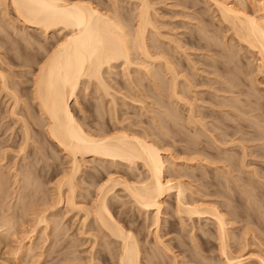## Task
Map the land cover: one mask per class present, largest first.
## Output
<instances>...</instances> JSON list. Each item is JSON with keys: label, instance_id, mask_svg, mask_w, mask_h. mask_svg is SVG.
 Segmentation results:
<instances>
[{"label": "rangeland", "instance_id": "374dc122", "mask_svg": "<svg viewBox=\"0 0 264 264\" xmlns=\"http://www.w3.org/2000/svg\"><path fill=\"white\" fill-rule=\"evenodd\" d=\"M0 1H1L0 2V41H1L0 42V72L4 74V76L6 75L5 77H7L6 80H7L8 86H10L9 87L10 91H13L12 93H14V96L16 94L15 100L16 99L18 100V101L16 100L17 103H15L13 99L14 97L13 94L10 93L9 95L8 92H5L4 89L0 87V170H3L7 174V175L5 174V176L7 177H5L4 179L7 180V184L9 186L5 188V190L7 191V192L5 191L6 193L4 192L3 195H1L0 193V197L2 198L0 201L3 204L2 206L0 205V217H2V214L4 213L9 214L12 210L13 213L11 212L9 215H11L12 217L14 216L13 218L15 219V221H18L16 219L17 218L16 216H21L22 217L21 219H25L23 221V226H22V222L19 217L18 224L20 226L16 223L15 226H18V227L17 228L15 227L16 229L13 228L15 231L12 229L7 230V226L0 225V264H3V263L4 264L6 263L7 264H20V263L21 264H30V263L31 264H51L53 263V261L55 262L56 256L58 257L57 259L58 261L59 259H61L62 256L64 257L62 259H65L66 257V260H67V261L62 260L64 263L61 260L58 263V261L56 260L58 264H113L114 260L112 259V254H113V251L115 252L114 249H116L115 244H110V245L105 244V240L102 239L101 233L98 236H96V241H95V238L93 236L96 235V232H95L96 229H95V223L93 219L88 218L87 220L88 223L86 221L85 226H82L83 223L81 224V222H83L82 220L84 218L83 210L79 211V209H76V208L74 209L71 207L69 208L68 205H65V204L63 205V203H61L62 205L57 204L56 190H55L54 184L55 182L59 180V178L63 176V170L66 171V169H68V166H69L68 157L66 156L63 149L58 147L56 143L53 142L47 136L43 128L40 126L42 123L41 112L37 106L36 101L33 99V95H32V89H33L32 80H33V75H34L33 73L36 72V68L38 67V64L42 61L43 59L42 56L44 55L42 48L39 47V44H38L40 42H37V41H42V42L44 41L45 43L48 44L51 41L54 42V39L57 40L58 38H60L62 33L60 31L59 32L54 31V33L49 32L47 35L48 37H46L45 39L42 33L40 34V32H38L36 29L32 27L24 26L22 25L21 22L17 20L15 21V14L12 11V9L8 8L9 14L5 15L4 13L6 10V6L2 0ZM131 1H134V0H131ZM223 1H226V0H223ZM229 1H231L232 3L235 2L237 3L238 6L244 7L248 13L257 14V15L264 14V0H238V1L229 0ZM148 2L151 5L150 12L153 13V14L151 13V15L155 16V18L154 16L152 17L154 18L155 24L158 26V27L156 26L157 29L159 30L158 33L161 32L160 33L161 35L159 34L157 35V33L155 34L154 32L153 34L149 33V34H152L151 36L148 34L149 36L148 38L150 39L149 42L153 44V41H155V39L156 41L159 40L157 41L158 43L155 44L156 43L155 42L154 45L157 46L160 44L159 46L163 47V49H167V51L169 50V53L167 56L169 57V54H170V58L172 59L173 57L172 59L174 61L173 65L176 67L175 69H176V72L178 73L177 84H179V86H177V89H179L180 94L183 93L182 96L184 95V98L185 97L186 99L188 98V101L193 103V106H194L193 111H194V114L197 115L196 118L198 116H199L198 118H200V116H203L202 114H204L205 117H202L203 119L201 118V120L205 121L204 124H205V127H207L205 128L206 130H202L201 127H199V125L197 124L198 126L196 125L197 127L195 128H197L198 130L195 131L194 125L192 124L190 125L187 123L186 119H187L189 110L186 108L188 106L186 104L183 105V103L181 102L177 103L176 101H173V100L171 101L169 97L166 98V96L170 93L169 91H167L168 89L167 90L163 89L165 92L167 91V93L164 92L166 96L163 95L162 88L159 85L160 81L164 80L163 82L169 85L168 83L170 81V75H168L169 73H166V70L163 64L162 63L160 64L158 61H155L154 64L152 63L154 67H151V65L144 66L142 64H139V62L141 63V61L139 60H135L130 65H124L120 59H119L120 61L116 60L112 64L113 65L111 67L112 69L111 68L110 69L108 68L109 70L105 69L104 74H103V77L106 82V87H107L106 91L105 89L101 88L100 85H97V83L94 80L90 81L89 83H85L84 85H82L83 83H81V85H79V88L77 90L76 98L73 99L70 103L71 107L74 108L73 111H75L74 113L75 117L78 118V121H80L81 123H84L83 125L85 127H89L90 130H93V132L95 131L94 129H96V131H100V130L104 131L105 129H109L107 131L105 130L106 133H110V132L112 133L116 129L117 130L121 129L125 131L129 130L128 132H131V131L135 132L139 136H142V135L148 136L150 137V139L153 137L154 138V139L152 138L153 141L157 140L156 141V143L158 142L157 146L160 149V154L162 158L164 159L165 165L167 167L165 171V177L171 179L172 182H177V181L182 182L183 181L184 185H186L185 183H187L186 185L187 187L185 186L186 187V192H185L186 198L189 197L187 198V200H190V201L193 200L196 204H198L200 201L201 204L206 203L207 205H210V206H214V207L216 206V208L219 209L222 213H224V211L226 213L228 210V212L226 214L224 213V215L226 216L227 221L229 222V224H227L228 226L227 228L229 229L228 233L230 235L229 236V243L231 245L230 251H232L233 255H236L237 253L240 254L241 252L242 254H244V257H247V258H248V255L251 254V258H250L251 262L249 264H258L254 257L261 256L263 264H264V179H263L264 178V156L260 155L262 153L264 155V152H262L264 151V148H263L264 139L257 140L255 138L256 136H259L260 134L261 135L264 134V74L262 73V70L260 69L261 67H259V64L261 66L260 56H258V53L255 50H252V49L250 50V48H247L246 45H243L242 43L241 44L237 43V41H235L236 39H232L233 41L230 40V38L233 37L231 32L230 31L225 32L226 29L225 31H223L224 28L220 26V24L217 25L218 22L212 16L214 13L216 14V12H212L214 6L211 5L212 4L211 0H148ZM102 3H103V6H101L100 9L101 11L105 12L106 11L105 6L107 5L109 7V5H111V1L108 2V0H103ZM133 4H134L133 2H128L127 0H120V2L118 3L119 5L118 8L119 7L121 8V9L119 8L120 10L119 9L118 10L122 13L123 16L126 17V19L128 18L130 19L131 16L129 15L130 14L132 15V12H130L129 8L133 10V6H134ZM123 6L125 9L123 8ZM122 15L121 17H123ZM7 17L9 19H14L13 20L14 24L15 22L17 24L15 25L11 24L13 26L11 27L9 21L7 20ZM130 21L131 23L135 22V21L133 22L132 17ZM19 29L21 30L19 31ZM207 30L210 32H208ZM21 31H22V34H21ZM205 34L206 36H201ZM214 35H217L216 40L213 38L215 37ZM229 35H232V37ZM166 36L167 38L169 37V38H172V40L177 41V43L180 44V47L177 44L170 42L167 38H164ZM152 37H154L155 39H153ZM211 37L216 42H214V40H212ZM211 41L213 43H216V45L219 43V41L222 43V44L221 43L218 44L216 48H218L219 46L222 47V49L221 48H218V49H219V53L220 51L225 52V54L224 53L222 54L224 55L223 58L218 57L221 55V53L219 55L215 53L217 54L215 55L214 52L210 51L206 46L203 47V45H206L207 42H208L207 44H212ZM40 46H41V43H40ZM170 46L172 48H170ZM151 49L154 50V48H151ZM229 52L232 53L231 55L233 58L232 62H227L226 56L229 57L230 55ZM233 56L234 57L237 56L236 59ZM221 58L223 59L221 64L224 63L225 67H228V69L227 68L226 69L229 70L230 74L232 71H234L235 74L232 72L233 74L231 75L229 74L223 75L217 69L215 70L216 66L220 65V61L222 60ZM214 59H215V62H214ZM216 60L218 61V63ZM225 60L228 64L224 62ZM145 68H147L148 70ZM239 70L242 73H239ZM150 72L158 73L157 75L159 76V78H161V80L159 81V78H157V75L155 76L153 75V73L151 74ZM229 76L232 79L233 78L235 79L236 77L237 79L235 80L241 82L239 83L240 88L238 84V87H237L238 90L241 89L243 91H246L245 93L247 94H245V96L246 95L248 96V94L252 96L251 97L249 96L250 98L249 97L247 98L242 94L239 96V100H240L239 101L234 98V95L236 97L237 93L229 94V92H222V91L219 92V84H221L224 78H228ZM165 83H164V86H165ZM157 85L159 86L158 88H157ZM158 89H160V91ZM159 93L162 96H160ZM157 95H159L161 98ZM158 97L160 98L159 100L161 101L160 103L159 101H157ZM228 97H229V100H228ZM232 98L235 100H233ZM230 100H232L231 102H233L235 105L241 102L246 103V104L245 105L243 104L242 108H241L242 103L237 104L239 106V107L237 106L236 108L237 110L232 107H231V110H229L230 106H226L227 108L226 110L225 106L223 105H229L228 102H230ZM162 101L165 104L164 103L162 104ZM161 104L163 105L162 107H161ZM166 104L170 105V107H168V105ZM174 106L176 109V110H173L174 118L176 116L181 117V119L178 118L179 119L178 123H174L176 122L174 118L173 120L172 118H170V117H173V114H168L166 110L168 108V112H171L172 110L170 109L171 107L174 108ZM244 106H246L245 110H243ZM12 111H14L15 114L11 113ZM175 112L177 115L175 114ZM178 114L180 116H178ZM159 117H162L160 118L159 123L162 122L161 119H163V121L165 120L166 123L162 122V124H165L163 125L165 127H168V126L171 127V129L169 127L166 128L170 130H165V128H161L162 127L161 123L160 124L158 123ZM225 118L227 120H225ZM22 120L26 123L27 126L30 127L31 135H32L31 139L28 141L29 145L27 144V146L25 147V150H24L25 153L24 154L22 153V154L28 158L30 156H33L36 162L35 161L27 162L28 158H27V161L23 160L22 158H24V156L22 155L21 157L20 156L21 153L20 154L18 153L19 147H20V140L22 137V130H23ZM224 120L226 121V123H230L228 125L230 126L231 124L233 125V127L231 126V129L234 128L231 130L229 127L227 129V132H230V133L232 131L234 132L236 129L235 125H238L239 126L238 128L240 129V130L238 129V133H236V135L233 136L235 145L233 143L228 144V142L224 144L226 146L228 145L227 147L229 148H230V145L233 144L231 146V151H229L230 154H233L232 158L233 159L236 158V160L241 159L242 152H243L241 145L246 147L245 150L247 151V153H249V155L251 153L250 151H252L251 155L250 156L248 155L249 158L248 156H246L245 158L244 162L245 163L247 162L246 163L247 165L245 163L244 165L243 161L242 162L237 161V163L238 162L239 163L235 164L236 170L238 168H239L238 170H240L239 172L237 170L238 173L234 169L235 166L234 167L232 166V168H230L231 166H228L227 169L229 168L228 170H231V172L230 171H229L230 173L225 172V168H222L221 165L228 164V163L224 161L219 162V157L222 155L221 150L223 151L222 147L224 145L223 144H222L223 146L219 145L220 144L219 142L215 143L213 141L216 138V135H218L220 131V130H217L219 129L218 125L225 123ZM166 124H168V126H166ZM213 126L217 128L214 129ZM173 130H175L176 132ZM200 130L203 131L201 134H200L201 132ZM193 131L195 132L194 134H193ZM207 131L209 133H211L210 131H212V134L213 133L215 134V135L213 134V137L215 138H213L211 135L209 136ZM215 131L218 134H216ZM164 133H167V134H164ZM196 133L199 135H197ZM144 134H147V135H144ZM194 135L199 136L198 139L197 137H195L196 140H199L198 142L195 141ZM240 136H243V139L241 141H237V140H240L239 139ZM174 137H176V139ZM217 137L219 139V135ZM227 138L228 140L230 139L232 140V138L230 139L229 137ZM252 138H254V140H252ZM191 139L197 142V144L195 145L196 149L197 147L199 149L204 148L205 152L195 153V151H191V148H188V147H192V149H194L193 148L194 146L190 143L192 141ZM245 139H248V140L245 141ZM186 140L190 144H188ZM200 140L203 142V144L200 143ZM215 140L219 141L217 139ZM198 143L202 144V147L201 145L199 147ZM185 144L187 145L185 146ZM203 145L205 147H203ZM232 149H233V152H232ZM260 150L262 153H259ZM254 151L255 152L258 151L259 154L257 155V153H255ZM37 153L39 154V156L41 155L40 158H42V161H39L41 159L37 157L38 155ZM219 153H220V156H219ZM34 155L36 156V158ZM3 156H5V159ZM21 159L26 164V165L24 164V166L25 167L27 166V169H30L31 173L35 172V175L30 173V177L36 180L35 177L38 176L37 182H34V184L35 185H38L39 183L41 184V185L39 184V187H38V189L41 188V190L39 189L40 192L42 191L41 193L40 192L37 193L38 189L35 190V187L37 186L34 185L35 187H33V184L32 186L28 185L29 186V187L27 186L28 188L23 187L25 188V190H23V188L21 189L22 191L20 190L21 188L20 186H22L21 185L22 183L20 182L24 179L23 174L21 175L22 171L19 170L20 169L19 166L22 165L23 163V162L21 163ZM36 159H39V160H36ZM86 159H88L89 163L87 161V164L85 163L84 167L81 168L80 172L78 173L79 175L78 174L76 175V180H77V183L79 184V187H78L79 189H76L77 193H75V195L77 194V196L75 198V201L77 200L76 203L79 204V205L77 204L79 207L81 206L84 207L86 205L87 207L89 206L90 202L92 201L94 197L95 190H96L95 188L97 187L94 182H96L97 184H100L101 182H103L109 175L106 173L107 171L108 173H111L112 176H115L117 174L125 175V173L127 172L128 174L131 175V176L129 175L130 177L134 178V179L132 178L130 179L132 181L136 179L135 175L142 174V172L144 173V169L143 167H141L142 165L140 162L138 163L140 167L135 166V167H138L139 169L138 171L136 170L137 168L135 167L129 168V169L127 165H123L124 166L123 167L122 166L123 162H119L120 164L122 163L121 165L119 163L118 164L115 163L116 165L115 166L112 163L110 164V161H107V160L106 162H103V161L101 162L100 160L98 161V159H95V158L91 159V157L89 158L87 157ZM14 160H15V163H13ZM37 161L39 163H37ZM240 162L242 164H240ZM1 163L3 167L1 166ZM31 163L33 164L31 165ZM35 163L37 164V167ZM28 164L30 165L28 166ZM13 165H16V166L13 167ZM243 165L246 168H242ZM17 166L19 169L17 168ZM33 167L35 169H33ZM14 168H16L18 172H20L19 173L20 175L18 174L17 171H14ZM38 169L40 172L38 171ZM131 169H133L132 172H131ZM248 169L249 170L251 169V170L249 171ZM252 170H253V173H251ZM255 170H256L255 174L258 173V176L261 175L260 177H258L257 175L254 176ZM98 171H101V172L99 173ZM137 171L139 174H136ZM15 173L18 175H16ZM86 173L88 175H85ZM92 173H97L98 176L94 174L96 175L94 177ZM101 173H104V174H101ZM226 174L227 175L229 174V175L227 176ZM90 175H93L94 177L92 178L91 176V180L92 179L94 180L93 182L94 185L90 183ZM17 176L19 178H17ZM234 176L237 177V180L234 179L235 181L232 179V178H235ZM248 176L251 177V178L249 177L250 181L247 179ZM86 177L89 179V180L87 179L89 182L84 181L86 180L84 179ZM224 177L225 179H223ZM98 178H100L101 180ZM244 178H246V181H244L245 180ZM16 179H19L18 180L19 184H18V181H16ZM38 180L40 182H38ZM225 180L232 181V182L231 181L224 182L226 184L228 183V187L229 186L231 187V188H228L227 191H224L223 188H225V186L224 187L222 186L223 185L222 182ZM251 181H253V183ZM244 182H247V183L245 184ZM219 183L221 184L220 186H219ZM248 184H251L252 186L251 185L247 186ZM245 185L247 187H245ZM255 186L257 188H252ZM32 187L36 192L35 191L33 192ZM120 187L121 186L119 185L116 186L115 189L113 190L115 193L112 192V193H109L108 195L109 197L108 199L113 201L112 205L114 204L113 205L114 207L112 206L111 208V212L115 216L123 215L124 217L122 216V218H125L126 222L128 221L129 223L132 222L130 225L132 228H134L137 239L138 238H139L138 240L141 239V241L139 242V244L142 246L141 251L142 250L145 251L144 252L145 255H148L149 253L146 251V249H148L147 246H151L153 244L152 243L153 234L151 233V231L153 230L152 229L153 226L150 228L151 220L146 221L145 219L144 221L143 219L145 218L144 214L142 213L140 214V212L135 207L131 206L132 204L129 205L130 200H128V197L126 196V192L120 189ZM248 187H251V188H248ZM247 189L249 190V192ZM241 190H244L245 192ZM173 191H172L173 194H171L170 197H167V200L169 202L167 203V205L165 204V206H167V208L165 207L167 210H164L165 214L163 213L164 216H161L162 221L164 219L166 220L165 222L163 221L164 224L162 223V226H163L162 229H166L170 223L172 226V230H170L171 232H169L168 235L165 234L164 236H162L163 239L167 240V241L166 240L164 241L166 243L171 242L172 245L174 244L178 245L180 246L181 249L185 251L187 250L186 252L189 251L188 254L185 252L188 256L195 255L197 259L198 258L201 259L200 257L203 255L204 257L211 259L210 260L211 264H215V263L224 264V262H222L220 259L221 257L218 256L219 253L217 251L218 250L217 241L215 240L214 234L213 235L211 234L212 235L211 236L207 232L208 234L205 233L206 234L205 235L204 233L200 232L201 230L199 231V229H203V228L208 229L209 227L210 228L213 227L212 225L213 223L210 222L211 220L208 221L206 219L205 220L203 219L202 222L203 224L205 223V225L208 221V225L206 226L202 225L201 223L198 224L197 222L191 224V221L188 220L186 216H183V217H186L185 222L183 219L180 220V218L176 216L173 210H171L172 209L171 206L175 202ZM246 192H248L249 194H247ZM242 193L246 195H242ZM8 194H10L9 195L10 198L8 197ZM223 194L225 195V197L223 196ZM110 195L112 196V198ZM247 195H248L249 201L247 200L248 199L246 197ZM113 196H115L116 198ZM244 196L247 199H244L243 198ZM117 197H119V199ZM113 198H115L116 200L115 199L113 200ZM40 200H43L44 202ZM27 202L28 204L31 203L30 206L27 204ZM121 204L122 205L125 204V205L122 206ZM8 206H11V207H8ZM23 206H26V207H23ZM2 207L4 208L2 209ZM32 208L35 209L36 211L45 212L44 216L45 217L48 216L47 218H45L46 223H49V225L45 223H39L37 225L38 226L37 229L35 230L36 233L34 231V235H32V237L33 236L35 237L33 238L31 237L32 238L31 240L32 241L34 240L37 243L36 242L34 243V241L32 242L30 240L32 242L31 243L32 247H34V245L35 247L31 249L30 253L29 251H25V250H23L22 252H19V256H18V253H16L18 252L16 248L19 245L18 244L20 242L19 240H23V242H25L24 244L25 245L27 244V246L30 244L29 243L30 241L26 239L27 236L26 238L24 237V239L27 240L26 242V240L23 239V235L24 233H26V230H27L26 234H28L29 230L31 231V229H33L32 228L33 225H30V224L35 223L32 220V217L35 216L32 213L35 210H33ZM46 209H48L49 211ZM3 210H5V212H3ZM14 213L16 214V216L14 215ZM149 217L150 218L148 219H151V216ZM35 218L36 216L33 217V219ZM89 219H92V221L90 220L89 222ZM47 220H49L50 222L49 221L47 222ZM182 221L186 223L183 225L184 227L181 226V224L183 223ZM27 222L29 223V225ZM146 223H148V227ZM193 224H195L196 226L194 227L192 226L191 227L192 230H191L190 226ZM21 227H24V228L21 229ZM193 228L194 230L195 229L198 230V232H200L201 235L203 234L202 237L205 240L204 241L202 239L203 242H201V240L200 241L197 240L199 241V243L201 242V245L199 246V248H196V249L194 248L195 247L194 245L196 244L195 239L197 238H194L193 233L197 231H194L192 233ZM148 229H152L150 230L151 234L148 232ZM18 230L20 233L18 232ZM47 231L49 233L51 232L52 234L51 233L49 234ZM163 232H161V235L163 234ZM7 233L8 234L10 233V235H7ZM13 233H14V236H13ZM200 233H195V234H197L198 236V234ZM44 234H48L49 238L48 237L47 238L49 239V241L48 239L45 238ZM12 236L14 237V239H12ZM144 236L145 238H143ZM144 239H147V241L145 240L147 243L145 241L143 242ZM2 241L4 244L2 243ZM148 241H150V243L152 244H150ZM37 244L39 245V247ZM156 245L153 246L155 252L159 250V249L156 250V247H157ZM40 247L42 248V250ZM5 249L6 251H4ZM55 250H58V252ZM198 250L201 251L200 252L201 254H199ZM172 251L176 254L178 253V250L175 247L173 248ZM23 252H26V253H23ZM40 252L42 253V255ZM28 253L29 255H26ZM43 253H45V255ZM57 253L59 255H57ZM158 253L159 252H157L156 258L159 261H161V264H169L168 260L171 258V253H170V256H169V253L166 254L169 258L166 255L163 256L161 254L159 255ZM15 254L18 256V258ZM141 255L143 256V253ZM252 255H254V257ZM179 257L181 259V262L184 261L183 264H193V262L186 263L187 257L183 256L182 254L179 255ZM24 259L27 261H25ZM247 260H248L247 262L250 261L249 259Z\"/></svg>", "mask_w": 264, "mask_h": 264}, {"label": "bare ground", "instance_id": "6f19581e", "mask_svg": "<svg viewBox=\"0 0 264 264\" xmlns=\"http://www.w3.org/2000/svg\"><path fill=\"white\" fill-rule=\"evenodd\" d=\"M2 1L4 2L5 6H6V10L4 13L5 15L9 14L8 8L12 9V11L15 14V21L17 20V21L21 22L22 25H24V26H28V27H32V28L36 29L38 32H40V34L42 33V35L44 36L45 39H46V37H48L47 35L49 32L54 33V31H58V32L60 31L62 33V34L60 33L61 34L60 38H58L57 40L54 39V42L51 41L48 44L45 43L44 41H43L44 42L43 43L42 41L36 40L37 42L41 43V46H40V43H38V44H39V47L42 48L44 55L42 54L43 59L38 64V67L36 68V72L34 71L35 73H33L34 75H33V80H32V84H33L32 95H33V99L36 101L37 106L41 112L42 123L40 122L41 123L40 126L43 128V130L45 131L47 136L53 142H55L58 147L63 149L66 156L68 157V162H69V164H68L69 166L67 165L68 169H66V171L63 170V176L61 178H59V180L57 182H55V184H54V187L56 190L57 204L62 205L61 203H63V205L64 204L68 205L69 208L70 207L73 209L76 208V209H79V211L83 210V213H84L83 217L84 218L82 220L83 222H81V224L83 223L82 226H85V222L88 220V218L93 219V221L95 223V229H96V231H95L96 235L93 236L95 238V241H96V236H98L101 233L102 239L105 240V244H108V245L115 244L116 249H114L115 252L113 251V254H112V259L114 260L113 264H161V261H159L156 258L157 252H159L158 253L159 255L161 254L163 256H165L168 253L170 256V253H171V258L169 259L170 262L168 260L169 264H183L184 261L181 262V259L179 257V255H181V254L183 256L187 257L186 263L193 262V264H211L210 258L204 257L203 255L200 257L201 259H199V258L197 259V257L195 255H194L195 257L192 255L188 256L187 254L189 253V251L186 252L187 250L185 251V250L181 249L180 246H178V245H175V244L172 245L171 242L166 243L164 241L166 239L162 238V236H164L165 234L168 235V233L171 232L170 230H172V226H171L170 222H169L170 223L169 226L166 229H162V227H163L162 223L164 224V222L166 220L164 219L163 220L164 222H163L161 220L162 219L161 216H164V214H165L164 210H167L166 209L167 206H165V204L167 205V203H169L167 200V197H170V195L173 194L172 193L173 190H174L173 196L175 197V198L174 197L173 198L175 199V202H174V204L172 203L173 204L172 206L171 205L170 206L172 207L171 210H173V212L176 214V216H178L180 218V220L183 219L185 222V218L187 217V219L191 221V224L197 222L198 224L201 223L202 225H205V223L203 224V222H202L203 219L204 220L206 219L208 221L211 220L210 222L213 223L212 224L213 227H211V228L209 227L208 229L207 228L199 229V231L201 230L200 232L204 233V234L207 232L209 233V235L214 234L215 240L217 241V248H218L217 251L219 253L218 256L221 257L220 259L222 262H224V264H249L251 262V260H250L251 254L248 255V258H247V257H244V254H242L241 252H240V254L237 253L236 255H233L232 251H230V249H231V247H230L231 245L229 243V236L230 235L228 233L229 229L227 228L228 227L227 224H229V222L227 221V218L224 215L225 211H224V213H222L219 209L216 208V206L215 207L210 206V205H207L206 203H202L203 204L202 205L200 203V201L198 204H196L193 200L192 201L187 200V198H189V197L186 198V195H185L187 183H185L186 185H184L183 181L182 182L181 181L172 182L171 179L165 177V171H166L167 167L165 165L164 159L162 158V156L160 154V149L157 146V144H158V142L156 143L157 140L153 141V139H154L153 137H152L153 139L151 138L152 139L151 140L150 137H148V136H143V135L139 136L135 132H132V131L128 132L129 130L125 131V130H121V129H119V130L116 129L112 133L111 132L106 133L105 130L107 131L109 129H105L104 131L103 130L101 131L98 128L100 131H96V129H94L96 132L95 131L93 132V130H90L89 127H85L83 125L84 123H81L80 121H78V118H76L75 114H74L75 111H73L74 108H72L70 105L71 101L76 98L77 90L79 88V85H81V83H83L82 85H84L85 83H89L90 81L94 80L97 83V85H100V87L105 89V91H106L107 87H106V82H105V79L103 77V74H104L105 69H108V68L110 69L113 66L112 65L113 62H115L116 60L120 59L124 65H130L135 60H139V61H141V63L139 62V64H142L144 66L151 65V67H154L153 64L155 63V61H158L160 64L161 63L163 64V66L166 70V73H169L168 75H170V81L168 83L169 85H167V83L163 82L164 80L162 81L161 78H159V76L157 75L158 73L152 72L153 75H155V76L157 75V78H159V81L161 80L159 85L162 88L163 95H165L164 94L165 91L163 89H165V90L168 89L167 91H169L170 93L168 94L169 96L165 95L166 98L169 97V99L171 101L173 100V101H176L177 103L181 102V103H183V105L186 104L188 106L186 108L189 110L188 116L186 119L187 123L190 125L191 124L194 125L195 131L198 130L197 128H195L198 125H199V127H201L202 130H206L205 128H207V127H205V124H204L205 121L201 120L202 117H205L204 114H202L203 116H200V118H198L199 116L196 118L197 115L194 114L193 103L188 101V98L187 99H186V97L184 98V95L182 96L183 93L180 94L179 89H177V86H179V84H177L178 73L176 72V69H175L176 67L173 65L174 64L173 63L174 61L172 60L173 57L171 59L170 54H169V57L167 56L169 53V50L167 51V49H163V47L159 46L160 44L157 46L154 45L155 42H156L155 44H157L158 43L157 41H159V40L156 41V39L154 37H152L153 39H155V41H153V44H151L149 42L150 41V39L148 38L149 33L153 34V32H154L155 34L157 33V35L158 34L161 35L160 34L161 32L158 33L159 32V30L157 29L158 26L155 24V21H154L155 16L151 15V13H152V12H150L151 5L148 2V0H134V1L127 0L128 2L134 3L133 4L134 5L133 10L131 8H129V6H128L130 12H132V15L130 14L129 16L132 17L133 22L135 21L134 23H131V21H130L131 17H130V19L129 18L126 19V17L123 16L122 13L119 11L121 9L120 7H119L120 9L118 8V6H119L118 3L120 2V0H108V2L111 1V5H109V7L107 5L106 6L104 5L105 9H106L105 12L101 11V9H100V7L103 6V3H102L103 0H2ZM211 1H212L211 5L214 6L212 12H216V14L212 13L213 14L212 16L218 22L217 25L220 24V26H222L224 28L223 31H225V29H226L225 32H227V31L231 32V34L233 35V37H232V35H229L232 37V38H230L231 41H233L232 39H236L235 41H237V43H239V44L242 43L243 45H246L247 48H250V50L251 49L255 50L258 53V56H260V59H261V61H260L261 66L259 64V67H261L260 69L262 70V73L264 74V14L257 15V14L248 13L244 7L238 6L237 3H235V2L232 3L229 0H228L229 2L227 0H226L227 2L223 1V0H211ZM123 8H124V6H123ZM121 15L123 17H121ZM152 16H154V18ZM4 17H6V16H4ZM7 20L9 21L10 25L14 24V21H13L14 19H9L7 17ZM15 24H17V23L15 22ZM12 25H11V27H13ZM20 30L21 29H19V31ZM221 30H222V28H221ZM22 31H21V34H22ZM208 32H210V31H208ZM152 34H149V35L151 36ZM201 36H206V34L201 35ZM214 36L215 37H213V38L216 40L217 35H214ZM158 37H160V36H158ZM162 38H163V36H162ZM164 38H167V36ZM213 38H212V40H214ZM157 39H159V38H157ZM167 39L170 42H173L180 47V44L177 43V41H174V40H172V38H169V37ZM38 40H40V39H38ZM215 40H214V42H216ZM207 43H206V45H203V47L206 46L210 51H213L214 54L217 53L219 55L221 53V55L218 56L219 58L224 57V55H222V54L223 53L225 54V52L220 51V53H219V49H218V48L222 49V47L219 46L218 48H216V46H218V44L221 43L220 41H219V43L217 42L218 43L217 45H216V43H213V42H212V44H207ZM151 48H154V50ZM170 48H172V47L170 46ZM217 54H215V55H217ZM231 55H232V53H230V55H229L230 58H232ZM229 57L226 56L227 62H232L233 58L230 59ZM236 57H234V58L236 59ZM222 61H223V59L220 61V65L216 66L215 70L217 69L223 75L224 74L225 75H227V74L231 75L233 73L235 74V72L232 70H230V71H232L233 73L231 72V74H230L229 70H227L228 67H225L224 63L221 64ZM214 62H215V59H214ZM224 62H226V60ZM217 63H218V61H217ZM136 64H138V63H136ZM160 66H162V65H160ZM228 66H230V65H228ZM158 67H159V65H158ZM147 68H145V69H147ZM239 73H242V72L239 70ZM5 76H4V74H2L0 72V85H1L0 87L3 88L5 92H8V94L10 95V93H12L13 91H10V88H9L10 86H8V83L6 80L7 77H5ZM232 77H234V76H232ZM235 79H237V78L235 77ZM235 79L234 78L232 79L230 76L228 78H224V80H222L221 84H219V92H221V91L222 92H229V94L237 93V96L235 97V95H234V98L239 100L240 95L243 94L245 96V94H247V93H245L246 91H243L241 89L238 90V88H237L238 84L241 82L236 81ZM164 83H165V86H164ZM219 83H220V81H219ZM158 87L159 86L157 85V88ZM239 88H240V84H239ZM160 89H158V90L160 91ZM167 91L165 93H167ZM12 94L14 96V93H12ZM15 96H16V94H15ZM15 96L13 97V99H14L15 103H17L16 102L17 99L15 100V98H16ZM157 96H159V95H157ZM160 96H162V95L160 94ZM249 96L251 97L252 95L248 94V96L246 95L245 97L248 98ZM159 97L157 98L158 99L157 101L160 100L161 97L160 98ZM235 99H233V100H235ZM228 100H229V97H228ZM231 101L232 100H230V102H228L229 105H223V106H225L226 110H227L226 106H230V108L229 107L228 108H229V110H231V107L236 109L238 106L237 104L242 103V102L237 103V101H236L237 104L235 105ZM160 102L161 101H159V103ZM163 103L164 102L162 101V104ZM162 104H161V107L163 106ZM219 104H221V103H219ZM243 104L245 105L246 103H242L241 108L243 107ZM166 105H168V104H166ZM168 107H170V105H168ZM172 107L170 110H172V111L176 110L175 106H174V108H172ZM245 107L246 106H244L243 110H245ZM166 110H167L168 114H173V117H170L173 120L174 111L168 112V108ZM219 110H221V109H219ZM11 113L15 114L14 111H12ZM175 114H176V112H175ZM206 114H208V113H206ZM225 114H226V112H225ZM11 115H13V114H11ZM178 116H180V115L178 114ZM160 118H162V117H159L158 123H159ZM178 118L181 119V117L176 116L174 118V120L176 122H174V123H178V121H179ZM225 120H227V119L225 118ZM225 120H224V122L226 123ZM161 121L166 123V121L165 120L163 121V119H161ZM22 122H23V126H22L23 130H22V137L20 140V147H19V152H18L19 154L21 153V155H20L21 157L25 153V151H24L25 147L27 146L28 141L32 137L30 127L27 126L23 120H22ZM162 122H160L161 126H162L161 128H165V130L171 129V127H169L168 124H166V126H168L170 129H166L168 127L163 126L165 124H162ZM225 123H222L220 125L217 124L219 126V129H217V130H220V131H219V134L216 133V131H215V133L219 135V139L217 137L218 135H216V138L213 137V134H214V133L212 134L213 129H212V131H210L211 133H209L208 131H207V133L209 134V136L211 135L213 138L219 140V141H216L215 139L213 140L215 143L219 142L220 143L219 145H222V144L224 145L227 142H228V144H230V143L234 144L235 142L233 140L234 139L233 136L236 135V133H238V129H239L238 127L239 126L235 125L236 126L235 128L237 130L235 129L234 132L232 131L230 133V132H227V129L229 127L231 129V126L233 127V125L231 124V126H230V125H228L230 123H226V124ZM216 128L217 127H214V129H216ZM232 129H234V128H232ZM202 130H200L201 131L200 134L203 132ZM173 131H175V130H173ZM194 133L195 132L193 131V134ZM164 134H167V133H164ZM144 135H147V134H144ZM195 135H194V139H195V141L198 142L199 140H196L195 137H197V139H198L199 136H195ZM197 135H199V134H197ZM263 135L264 134H262V135L260 134L259 136H256L255 138L257 140L258 139L259 140L264 139ZM212 137H210V138H212ZM227 137H229V139L232 138V140L231 139L228 140ZM174 138L176 139V137H174ZM239 139L240 140H237V141H241L243 139V136H240ZM189 140H190V138H189ZM246 140H248V139H245V141ZM252 140H254V138H252ZM195 141L192 140L190 142L194 146L193 147L194 149H192V147H188V146L187 147L191 148V151H195V153L196 152L197 153L198 152L204 153L205 152L204 148L199 149L197 147V149H196L195 145L197 144V142H195ZM250 141H251V139H250ZM187 143H188V141H187ZM190 143H188V144H190ZM200 143L203 144V142L201 140H200ZM202 144L198 143V146L200 147V145H201V147H202ZM240 144H241V142H240ZM186 145L187 144H185V146ZM232 145H230V148L227 147L228 145L227 146L224 145L223 146L224 148L222 147V149H223V151L221 150V154H222L221 156L222 157L220 156V153H219V156H220L219 162L224 161V162L228 163V164H222L221 165L222 168H225L226 173L229 171L231 172V170H228L229 168L227 169L228 166H231L230 168H232V166L233 167L235 166L234 169L236 170L235 164L239 163V162L237 163V161H241V162L243 161V164H244L246 156L249 155V153H247V151L245 150L246 147L241 145V147L243 149L241 159H238V160H236V158L233 159L232 158L233 154L229 153V151H231ZM206 146H208V145H206ZM203 147H205V146L203 145ZM219 147H221V146H219ZM261 148H262V146H261ZM42 150H43V148H42ZM232 152H233V149H232ZM250 152L252 153V151H250ZM262 152H264V151H262ZM262 152L260 150L259 153H262ZM4 153H3V155H4ZM206 153H208V152H206ZM251 153H250V155H251ZM255 153H257V155L259 154L258 151ZM260 155L264 156L263 153ZM40 156H39V154L37 155V157L41 160H39V159H36V160L42 161V158H40ZM249 156H248V158H249ZM3 157L5 159V156H3ZM87 157L88 158L91 157V159H93V158L98 159V161L100 160L101 162L102 161L106 162V160H107V161H110V164L112 163L113 165H115V163L118 164L119 162H123V164L121 163L122 166L127 165L128 169L133 168L135 166H139L138 163L140 162L142 165L141 167H143V169H144V173L142 172V174H139L138 173V171H139L138 167H135V168H137L136 170H138V171H137V173L136 172H134V173L139 174V175H135L136 179L134 181H132V180H130L132 178V177H130L131 175L128 174L127 172L125 173V175H122V174L118 175L117 174L115 176H112L111 173H108V171L107 172L105 171L109 175L108 176L106 175L107 178L103 182H101L100 184H97L96 182H94L93 179H92L93 180L92 181L91 176H92V178H94L96 175L98 176L97 173L98 172L100 173L101 171H98L97 173H92L93 175L96 174V175H94V177H93V175H90V183L93 184V182H94L97 186L95 188L96 190H95L94 197H93V199L90 202L88 207H87V205L84 207H82V206L79 207L78 206L79 204L76 203L77 200L75 201V198L77 196V194L75 195V193H77L76 189H79L78 188L79 184L77 183L76 175L80 172L81 168L84 167V164L85 163L87 164V161H88V159H86ZM27 158L28 157L24 156V158H22V159L27 161ZM35 158H36V156H35ZM22 159H21V163L22 162L23 163H22V165L19 166L20 169L17 166V168L20 171H22L21 175L23 174V176H24V179L21 177L23 180L22 181L20 180L21 181L20 183H22L21 184L22 186H20L21 187L20 190L23 187L28 188L29 187L28 185L32 186V184H33V187L37 186V187H35V190H37L40 183L38 185H35L34 182H37L38 176L35 177L36 180H34L33 178L30 177L31 171H30V169H27V166L26 167L24 166L25 163H24V161H22ZM33 161H35L34 157L30 156L28 158L27 162H33ZM16 162H18V161H16ZM93 162H94V160H93ZM241 162H240V164H242ZM2 163H1V166H2ZM13 163H15V160ZM37 163H39V162L37 161ZM88 163H89V161H88ZM32 164L33 163H31V165ZM29 165L30 164H28V166ZM101 165H103V164H101ZM244 165L242 168H246ZM14 166H16V165H13V167ZM33 166H35V165H33ZM30 167H32V166H30ZM36 167H37V164H36ZM33 169H35V168L33 167ZM41 169H43V168H41ZM36 170H37V168H36ZM36 170H34V171H36ZM132 170L133 169H131V172H132ZM237 170H236V172H237ZM248 170H246V171H248ZM253 170L251 173H253ZM14 171H17L16 168H14ZM38 171H39V169H38ZM239 171L240 170H238V172ZM255 172H256V170L254 171V176L255 175L258 176V173L255 174ZM19 173L20 172H18V174ZM134 173H132V174H134ZM5 174L6 173L3 170H0V193H1V195H3V193L6 191L5 188L8 186L7 180L4 179L5 177H7V176H5ZM18 174H16V175H18ZM31 174L35 175V172H33ZM101 174H104V173H101ZM85 175H88V174L86 173ZM260 176H258V177H260ZM87 177L84 178L86 180L83 179L86 182L89 180ZM225 177L223 179H225ZM249 177L250 176H248L247 179L250 181ZM17 178H19V177L17 176ZM100 178H101V176H100ZM100 178H98V179H100ZM132 179H134V178H132ZM227 179H228V177H227ZM232 179L237 180V177L232 178ZM244 179H245L244 181H246V178H244ZM18 180L19 179H16V181H18ZM228 181H231V180H228ZM228 181H226V180L223 182L221 181L223 183L222 186L223 187L225 186V188H227V189L223 188L224 191H227L228 188H231L230 186L228 187V183L227 184L224 183V182H228ZM38 182H40V181L38 180ZM236 182H238V181H236ZM247 182H244V183L246 184ZM251 182L253 183V181H251ZM18 184H19V181H18ZM251 184H248L247 186H249ZM118 185L121 186L120 189H122L123 191L126 192V196L128 197V200H130L129 205L132 204L131 206L135 207L140 212V214L141 213L144 214V216H145V218H143L144 221H145V219H146V221L151 220L150 221V223H151L150 228L153 226L152 227L153 230L148 229V232L150 233V230H152L151 233L153 234L152 238L154 240V241L152 240V243L154 245L152 243H150V241H148V242L150 244H152L153 246H155L157 244L156 250L159 249V250H157V252L154 251V248L151 245L153 249L151 248V246H147L149 251H148V249H146V251L149 254L145 255V253H144L145 251H143V250H142L143 252L141 251L142 246L139 244L141 239L140 240H138L139 238L137 239L135 230L130 225L132 222L131 223H129V221L126 222L125 218H122L123 215L122 216H115L111 212V208L114 204L112 205L113 201L108 199L109 198L108 195H109V193L114 192L113 190ZM220 185L221 184L219 183V186ZM247 186L245 185V187H247ZM33 187H32V189H33ZM25 188H23V190H25ZM248 188H251V187H248ZM252 188H257V187L255 186ZM39 189L41 190V188H39ZM39 189L37 190V193L40 192ZM221 189H222V187H221ZM35 190L33 189V192ZM30 191H31V189H30ZM241 191H244V190H241ZM245 191H246V189H245ZM248 192H249V190H248ZM248 192H246V193L249 194ZM9 195L10 194H8V197H9ZM21 195H23V194H21ZM114 195H116V194H114ZM242 195H246V194L242 193ZM223 196L225 197L224 194H223ZM113 197H115V196H113ZM246 197L248 198V195ZM246 197L244 196L243 198L247 199ZM4 198H5V196H4ZM111 198H112V196H111ZM115 198H113V200ZM117 198L119 199V197H117ZM1 199L2 198L0 197V200ZM39 199H41V198H39ZM250 199H251V197H250ZM247 200L249 201V198ZM40 201L44 202L43 200H40ZM5 202H4V204H5ZM21 202H23V201H21ZM0 203H1V201H0ZM27 204H28V202H27ZM30 204H28V205L30 206ZM204 204H206V205H204ZM0 205L2 206L3 204L1 203ZM123 205H125V204H123ZM33 206H34V204H33ZM8 207H11V206H8ZM23 207H26V206H23ZM3 208L4 207H2V209ZM21 210H22V208H21ZM33 210H35V209H33ZM46 210H48V209H46ZM25 211H27V210H25ZM3 212H5V210H3ZM7 212H8V210H7ZM11 212L13 213L12 210H11ZM227 212H228V210H227ZM15 213H14V215L16 216ZM42 213H44V214H42ZM46 213H47V211H46ZM9 214H5V213L2 214V217H0V225L1 226L5 225V226H7V230L8 229L14 230L13 228L18 227L15 225H16V223L17 224L19 223L18 222L19 217H20V220H21L22 226H23V221L25 219H21L22 218L21 216H16L17 217L16 219L18 221H15V219L13 218L14 216L12 217ZM32 214L36 216V218L33 219V217H35V216L31 215V216H33L32 220L35 222L33 224H30V225H33V227H32L33 229H31V231L29 230L28 234H26L27 233V230H26V233H24V235L26 234L25 236L21 233L23 235V239H24V237L26 238V236H27L26 239L29 241L33 237H35V236L32 237V235H34V231L37 229V227H38L37 225L39 223H45V224L49 225V223H46L45 218H47L48 216L47 217L44 216L45 212L35 210ZM167 214H168V212H167ZM149 216H151V219H148V218H150ZM183 216H186V217H183ZM27 217H29V216H27ZM30 219H31V217H30ZM92 219H89V222H90V220L92 221ZM126 220H127V218H126ZM48 221L49 220H47V222ZM208 221H207L206 225H208ZM184 222L181 224V226L186 224ZM87 223H88V221H87ZM146 224L148 227V223H146ZM28 225H29V223H28ZM192 226L194 227L196 225L193 224L190 226V228ZM183 227H182V229H183ZM198 227H196V228H198ZM23 228L24 227H21V229H23ZM48 229H46V230H48ZM204 229H206V230H204ZM191 230H192V228H191ZM194 231H197V232H194ZM18 232H19V230H18ZM97 232H99V233H97ZM161 232H163L162 235H161ZM200 232H198V230H196V229L194 230V228H193V231H192L193 236H194V238H197V239H195L196 240V242H195L196 244L194 245L195 249L199 248V246L201 245V242H203V240H204L202 237L203 234L201 235ZM14 233H13V236H14ZM35 233H36V231H35ZM192 233H191V235H192ZM195 233H200V234H198V236H197V234H195ZM137 234H138V232H137ZM7 235H10V233L9 234L7 233ZM209 235H207V236H209ZM13 236H12V239H14ZM44 236L46 239L49 238L48 234H44ZM4 237H5V235H4ZM53 238H54V236H53ZM143 238H145V236ZM26 239H24V240H26ZM5 240H7V239H5ZM27 240H26V242H27ZM145 240L147 241V239H144L143 242ZM197 240H199V241L201 240V242L199 243V241H197ZM19 241H20L18 243L19 245L17 244L18 247L16 248V250L18 251V252H16V253H18V256H19V252H22L23 250H25V251H29V253H30L31 249L35 247V245H34V247H32V244H31L34 240L33 241L31 240L32 242L30 241L29 242L30 244L28 246H27V244L26 245L24 244L25 242H23V240H19ZM48 241H49V239H48ZM17 242H18V240H17ZM35 242L36 241H34V243ZM39 242H40V240H39ZM42 242H44V241H42ZM2 243H3V241H2ZM45 244H46V242H45ZM54 245H55V243H54ZM140 246H141V248H140ZM38 247H39V245H38ZM174 247L178 250L177 254L172 251ZM41 250H42V248H41ZM4 251H6V249ZM55 251L58 252V250H55ZM52 252H54V251H52ZM141 252L143 253V256L141 255L142 254ZM200 252L201 251H199V254H201ZM10 253H12V252H10ZM23 253H26V252H23ZM29 253L26 255H29ZM45 253H43V254L45 255ZM49 253H50V251H49ZM155 253H156V255H155ZM41 255H42V253H41ZM57 255H59V254L57 253ZM18 256H17V258H18ZM252 256L254 257V255H252ZM40 257H42V256H40ZM62 258H64V257L62 256L61 259H59V261H58L57 260L58 257L57 256L55 257V259L58 261V263L60 262V260L61 261L62 260L67 261L66 257H65V259H62ZM254 258L256 259L258 264H263L261 256L260 257L256 256ZM247 259H249L250 261L247 262L248 261ZM38 260H39V258H38ZM56 260H55L56 263L53 261V263H51V264H58ZM25 261H27V260H25Z\"/></svg>", "mask_w": 264, "mask_h": 264}]
</instances>
